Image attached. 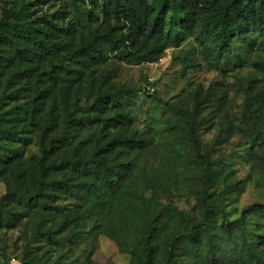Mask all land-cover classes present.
<instances>
[{
    "label": "rangeland",
    "instance_id": "374dc122",
    "mask_svg": "<svg viewBox=\"0 0 264 264\" xmlns=\"http://www.w3.org/2000/svg\"><path fill=\"white\" fill-rule=\"evenodd\" d=\"M104 4L0 0V24L4 17L11 23L25 18L54 30L71 23L86 30L81 24L89 17L95 25L106 22ZM248 37L231 54L209 61L195 37L179 31L153 61L136 64L109 52L105 63L84 71L82 103H92L100 87L134 90L124 110L143 140L129 155L133 167L120 189L101 205L80 192V184L79 192L56 193L59 199L30 198L40 180L46 186L52 178L39 174L36 122H48L52 114L63 123L65 104L60 85H51L44 103L35 99L38 77L29 68L50 67V61L11 54L0 67V264H142L132 250L142 253L155 229V256L163 261L175 238L219 227L264 204V41ZM67 84L75 93L78 84ZM249 226L250 241L264 235V214H251ZM180 260L202 264L187 255Z\"/></svg>",
    "mask_w": 264,
    "mask_h": 264
},
{
    "label": "trees",
    "instance_id": "16d2710c",
    "mask_svg": "<svg viewBox=\"0 0 264 264\" xmlns=\"http://www.w3.org/2000/svg\"><path fill=\"white\" fill-rule=\"evenodd\" d=\"M103 11L106 22L95 25L89 17L86 24H81L86 30L78 29L75 23L54 30L25 18L11 23L4 17L0 24V67L11 54L26 61L35 59L34 55L50 61V67L29 68L38 77L35 99L38 104L44 103L51 95V85H60L65 104L63 123H56L57 117L52 114L48 122H36L41 151L39 174L52 178L46 186L45 180H40L31 199H59L56 193L80 191L101 205L104 196L117 193L132 169L129 155L143 142L124 110L134 90L100 87L92 103L80 100L84 71L105 63L109 52L136 64L153 61L164 53L171 35L182 31L195 37L207 59L214 61L231 54L240 39L249 41L250 34L264 41V0H105ZM64 81L78 84L75 93L69 92V84L63 87ZM73 95L77 98L75 106L70 104ZM84 132L88 136L82 139ZM192 139L201 154L196 134ZM206 162L210 178L211 163L207 158ZM79 184L83 189L76 191ZM255 212L264 214V204L244 210L239 218L224 221L219 227L201 226L183 238H175L163 261L156 259V229L152 230L144 240L142 253L132 250L133 259L142 264H183L180 258L187 255L202 264H264V235L249 240L253 233L250 215ZM47 235L53 237L51 232Z\"/></svg>",
    "mask_w": 264,
    "mask_h": 264
}]
</instances>
